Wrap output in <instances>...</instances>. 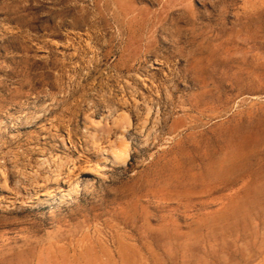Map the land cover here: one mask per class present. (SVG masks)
Wrapping results in <instances>:
<instances>
[{
  "label": "rangeland",
  "instance_id": "1",
  "mask_svg": "<svg viewBox=\"0 0 264 264\" xmlns=\"http://www.w3.org/2000/svg\"><path fill=\"white\" fill-rule=\"evenodd\" d=\"M0 171V264H264V0H0Z\"/></svg>",
  "mask_w": 264,
  "mask_h": 264
},
{
  "label": "bare ground",
  "instance_id": "2",
  "mask_svg": "<svg viewBox=\"0 0 264 264\" xmlns=\"http://www.w3.org/2000/svg\"><path fill=\"white\" fill-rule=\"evenodd\" d=\"M119 116V115H118ZM35 117V116H34ZM120 119H127L128 125H121V130L117 135V140H115L113 143H116L115 146H113L112 148L109 149H104V150H100L97 151L96 155V163L93 167L87 169V171L85 172L86 174L96 177V178H103L104 174L101 172L102 170L105 169L104 166H100V163H104L107 160L112 161V164H117V165H124L126 164V162L128 161V159L130 158V151H131V146L129 141L125 138V132L127 131V127H129V118L127 117V115H125L124 113L121 114L119 116ZM38 119V118H37ZM37 121V120H36ZM30 124V123H29ZM117 124L119 125L118 120L114 121V125ZM127 124V123H126ZM97 127L100 125L99 122H95V124ZM31 126V125H30ZM116 126V125H115ZM100 127V126H99ZM65 145V144H64ZM41 165V164H40ZM42 166V165H41ZM44 166H47L44 165ZM48 167V166H47ZM59 168V167H58ZM41 169V168H40ZM57 170V169H56ZM55 171V170H54ZM60 171V170H59ZM1 172V171H0ZM59 173V172H58ZM71 173V172H70ZM4 174V173H3ZM53 174V173H52ZM5 175V174H4ZM55 175V173L53 174ZM70 175V174H69ZM55 177V176H54ZM87 178V177H86ZM57 179V178H55ZM76 180V178H74ZM58 180V179H57ZM74 180V181H75ZM79 180V179H78ZM80 181V180H79ZM54 182V181H53ZM78 182V181H77ZM71 183V182H70ZM69 183V184H70ZM79 186V185H78ZM77 185H72L70 184L68 186L67 190H61L64 191V193L61 195L60 199H65L68 198L71 195L77 194L79 189H78ZM79 195V194H78ZM70 198V197H69ZM36 199V197H35ZM42 201V200H41Z\"/></svg>",
  "mask_w": 264,
  "mask_h": 264
}]
</instances>
